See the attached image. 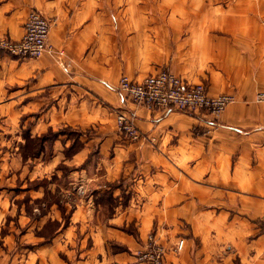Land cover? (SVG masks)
I'll return each instance as SVG.
<instances>
[{"label": "rangeland", "instance_id": "obj_1", "mask_svg": "<svg viewBox=\"0 0 264 264\" xmlns=\"http://www.w3.org/2000/svg\"><path fill=\"white\" fill-rule=\"evenodd\" d=\"M93 1L100 4L93 15L104 13L98 23L87 16L69 27L49 16L51 27L59 24L66 36L77 31L67 46L72 70L84 75L87 65L104 67L114 82L121 72L146 75L173 65L207 84L217 73L215 83L231 92L236 54L228 23L219 22L229 14V0ZM256 40L251 37L250 48ZM87 55L93 57L89 63ZM239 55L238 64L246 65L251 55ZM20 62L25 61L17 59L12 78L0 75V259L146 264L138 255L149 236L161 241L171 233L168 217L135 209L144 201L136 180L154 167L145 166L150 152L130 145L139 138L118 129L114 105L96 90L40 85L36 73L19 72ZM260 93L256 100H264ZM205 127L190 129L196 136Z\"/></svg>", "mask_w": 264, "mask_h": 264}, {"label": "crops", "instance_id": "obj_2", "mask_svg": "<svg viewBox=\"0 0 264 264\" xmlns=\"http://www.w3.org/2000/svg\"><path fill=\"white\" fill-rule=\"evenodd\" d=\"M77 3L75 0H0V35L19 37L32 8L48 17L56 16L57 23L70 24L69 27L83 22L87 16L92 24L103 20L102 11L98 16L93 15V8L99 3L93 0ZM228 4L229 14L221 15L219 22L228 23L231 51L236 54L229 73L230 84L234 86L231 92L222 91L226 86L215 83L217 73L215 79L210 78L211 84L204 81L211 95L234 96L218 125L211 123L205 113L150 109L126 100L124 104L121 93L114 89L119 76L141 78L145 74L121 72L114 83L108 80L111 77H107L104 67L87 65L84 75L72 70L67 46L77 31L66 36L59 24L50 28L48 41L54 50L62 53L46 52L17 66L23 75L36 73L37 81L43 86L58 83L62 87H76L80 93L85 84L96 90L102 99L114 105V121L118 108L133 112L135 125L147 136L130 145L141 152H150L145 166H154L145 177L136 180L137 194L144 201L135 209L145 215L168 217L171 233L161 240L166 247V264H264V232L259 223V217L264 214V100H256L257 94L264 92V0H229ZM251 37L257 39L252 48ZM89 38L87 35L86 40ZM239 54L251 55L246 65L238 64ZM92 59L87 55L84 61L89 63ZM16 61L13 56L0 53V75L7 80L12 78ZM160 68L190 81L201 80L190 78L173 65L152 72ZM194 124L206 127L195 136L190 129ZM181 237L183 247L177 251L174 247ZM0 264H5L3 259Z\"/></svg>", "mask_w": 264, "mask_h": 264}, {"label": "built area", "instance_id": "obj_3", "mask_svg": "<svg viewBox=\"0 0 264 264\" xmlns=\"http://www.w3.org/2000/svg\"><path fill=\"white\" fill-rule=\"evenodd\" d=\"M51 21L39 9H30L19 37L0 35V52L21 61L37 58L46 52L61 54L62 50H54L48 41ZM114 89L121 93L124 104L126 100L150 109L176 110L188 114L205 113L209 115L211 123L217 122L221 112L234 99L230 93L211 95L203 81H190L165 68L157 69L141 78L122 74L114 84ZM115 120L118 129L128 133L131 138L146 137L135 125L133 112L127 113L118 108ZM259 223L264 232V214L259 217ZM147 240L139 251V258L146 264H166L164 244L155 235H150ZM183 243L184 238H178L175 250L180 251Z\"/></svg>", "mask_w": 264, "mask_h": 264}]
</instances>
